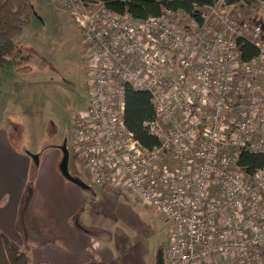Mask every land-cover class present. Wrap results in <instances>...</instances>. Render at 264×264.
Returning <instances> with one entry per match:
<instances>
[{
  "label": "built area",
  "instance_id": "2783aa9c",
  "mask_svg": "<svg viewBox=\"0 0 264 264\" xmlns=\"http://www.w3.org/2000/svg\"><path fill=\"white\" fill-rule=\"evenodd\" d=\"M71 13L86 56L84 108L67 148L91 184L131 191L170 230L165 264H264V166L247 174L242 152L264 156V33L260 24L205 6L134 19L100 1L47 0ZM257 48L241 61L236 40ZM149 94L142 146L124 123V90Z\"/></svg>",
  "mask_w": 264,
  "mask_h": 264
},
{
  "label": "crops",
  "instance_id": "0c3cea01",
  "mask_svg": "<svg viewBox=\"0 0 264 264\" xmlns=\"http://www.w3.org/2000/svg\"><path fill=\"white\" fill-rule=\"evenodd\" d=\"M26 49L33 50L27 46ZM18 53L13 52L7 57V65L0 68V232L31 263L152 264L151 260L142 261L127 241L123 244L111 237L108 221L98 226L91 220V214L98 212L90 204L91 190H84L61 176L57 169L61 153L48 137L44 141L46 125L37 142L28 137L31 116L37 117L40 126L43 120L38 109L32 112L37 104L28 102L31 97L26 100V96L19 98L14 94L17 87L24 92L28 85L26 78L31 69L24 64L33 59L32 54L24 55L22 63L17 62ZM16 102H21L22 110L32 114L18 119ZM16 133L21 134L17 138L21 142L15 143ZM29 154L37 155V164ZM68 170L91 184L85 167L82 172H72L74 169L68 161Z\"/></svg>",
  "mask_w": 264,
  "mask_h": 264
},
{
  "label": "rangeland",
  "instance_id": "374dc122",
  "mask_svg": "<svg viewBox=\"0 0 264 264\" xmlns=\"http://www.w3.org/2000/svg\"><path fill=\"white\" fill-rule=\"evenodd\" d=\"M226 2L217 0L215 4L225 3L227 10L254 20L261 25L264 33V0H251L246 4ZM29 3L37 16L31 19L14 40L15 53L19 52L17 62L22 63L26 58L24 55L29 57L32 54L33 59L24 64L31 69V74L26 78L28 85L23 88L24 92L17 87L14 94L19 98L26 96V100L31 97L28 102L34 101L37 104L32 112L38 109L43 120L40 126L37 117L31 116L28 137L37 142L43 125H46L43 128L44 141L48 137L51 143L58 146L66 142L67 147L70 120L84 108L87 100L86 53L79 28L69 10L57 8L47 0H29ZM205 9L203 7L198 11ZM24 44L33 50H27ZM16 104L18 119H23V115L28 118L32 114L22 110L21 102ZM13 136L15 143L21 142L17 140L21 138L20 133ZM69 162L74 169L72 172L84 170L83 163L72 156L71 152ZM83 181L90 185V204L98 211H93L91 220H95L98 226L108 221L111 237L121 240L123 244L127 241L132 249H136L142 261L151 260L152 264H156L157 252L164 251L170 230L165 217L153 207L142 204L131 191L122 188H103L99 191L101 186ZM218 264L228 263L218 261Z\"/></svg>",
  "mask_w": 264,
  "mask_h": 264
},
{
  "label": "trees",
  "instance_id": "16d2710c",
  "mask_svg": "<svg viewBox=\"0 0 264 264\" xmlns=\"http://www.w3.org/2000/svg\"><path fill=\"white\" fill-rule=\"evenodd\" d=\"M100 1L107 8L117 13L126 12L134 19H145L149 16L159 17L165 10H180L198 18V10L214 4L217 0H85ZM227 4L248 3L251 0H226ZM34 10L29 0H0V68L7 65V57L16 50L15 36L34 18ZM239 58L249 61L256 56L257 48L244 39L236 40ZM124 123L133 133L134 138L144 147L150 148L158 143L144 126V122L153 118L149 94L145 91H134L129 86L124 90ZM238 165L247 174L264 166V156L259 153L242 152ZM0 264H39L31 263L24 252L0 232Z\"/></svg>",
  "mask_w": 264,
  "mask_h": 264
},
{
  "label": "water",
  "instance_id": "95a60500",
  "mask_svg": "<svg viewBox=\"0 0 264 264\" xmlns=\"http://www.w3.org/2000/svg\"><path fill=\"white\" fill-rule=\"evenodd\" d=\"M35 14V12H34ZM60 150L61 157L57 164V169L61 176L66 179L67 181L77 185L78 187L84 190H90V185L86 184L81 178L73 176L70 174L68 170V161H69V152L66 147V142H63L61 145L58 146ZM29 157L33 160L35 164H37V155L36 154H29ZM156 264H165L163 251H158L156 255Z\"/></svg>",
  "mask_w": 264,
  "mask_h": 264
}]
</instances>
